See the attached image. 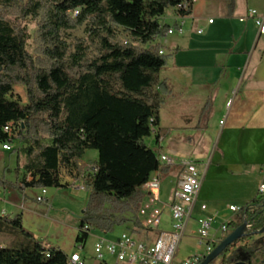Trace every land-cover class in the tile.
<instances>
[{
	"label": "trees",
	"instance_id": "trees-1",
	"mask_svg": "<svg viewBox=\"0 0 264 264\" xmlns=\"http://www.w3.org/2000/svg\"><path fill=\"white\" fill-rule=\"evenodd\" d=\"M188 1L29 0L20 14L22 19L41 18L39 60L28 51L26 29L8 17L7 10L17 0H0V144L23 145L21 190L62 188V170L76 168L89 150L98 153L93 167L97 171L87 178L89 206L76 237L82 247L93 226L111 231L114 223L127 221L124 215L139 214L144 200L140 188L153 173L170 170L146 144L159 127L161 109L171 93L167 82L160 80L170 56L160 54L159 44L144 46L170 31L158 21L168 9L179 17L191 15L193 4L187 10L178 8ZM227 1L233 5V0ZM88 22L90 44L79 42L71 52L61 32ZM119 29L129 34V41L121 40ZM15 85L27 90L24 106L13 99ZM211 111L208 101L202 122L208 121ZM7 126L10 133L4 131ZM5 219L0 218V229ZM7 221L32 244L26 249H0V264H68V255L43 246L23 230L21 216ZM245 221L250 234L264 228V195L242 207L229 227L235 230ZM133 225L140 227L137 217ZM232 249H238V261L264 264V235H249L230 246L221 264L235 262L226 256Z\"/></svg>",
	"mask_w": 264,
	"mask_h": 264
},
{
	"label": "crops",
	"instance_id": "crops-1",
	"mask_svg": "<svg viewBox=\"0 0 264 264\" xmlns=\"http://www.w3.org/2000/svg\"><path fill=\"white\" fill-rule=\"evenodd\" d=\"M249 10L263 13L264 0H233V5L227 0H197L191 15L184 19L171 9L170 17L164 15L158 20L161 25L174 29L184 23L183 34L175 32L153 41L170 56L160 80L167 82L171 93L166 96L161 109L159 127L146 144L158 153L187 160L177 157L181 141L192 142L197 138L194 154L198 159L188 161L207 164L206 168L201 167L205 176L198 197V204H206L207 211L202 212L197 206L193 223L189 222L186 238L196 242L195 219L212 218V234L222 237L217 233L219 228L237 218L229 208H242L254 200L264 180V37L259 36L254 21L246 19ZM199 30L203 33L199 34ZM208 101L212 103L210 118L214 119L218 110L221 112L218 124L212 119L201 121V113ZM229 102L232 103L228 108ZM201 124L203 126L199 128ZM187 130L194 136L185 135ZM0 151L5 152L3 144H0ZM89 154L94 155L97 162L98 153L87 151L77 162V169L68 170L70 176L64 179L61 176L63 187L58 188L60 191L85 189L82 183L90 174ZM173 170L178 174L172 199L182 168L171 167L164 173ZM7 172H11L10 168L0 175V218L5 213L7 220H11L8 203L21 209L24 205L16 195L21 185L8 180ZM164 173L159 172L160 177ZM45 198L47 202L44 204L49 206L50 212L54 203L51 204L47 190ZM145 200L144 197L142 204ZM160 201L163 205H170L162 201L161 192ZM168 218L169 211L166 210L165 219ZM7 220L5 222L9 223ZM75 230L78 235L79 225ZM42 245L55 248L50 244ZM58 246L57 249L68 256L75 253H70L63 245ZM179 253L180 248L177 260L181 261Z\"/></svg>",
	"mask_w": 264,
	"mask_h": 264
},
{
	"label": "rangeland",
	"instance_id": "rangeland-1",
	"mask_svg": "<svg viewBox=\"0 0 264 264\" xmlns=\"http://www.w3.org/2000/svg\"><path fill=\"white\" fill-rule=\"evenodd\" d=\"M28 2L29 0H17V5L12 9H8L7 13L8 17L11 20L18 22V24L26 29L29 36L27 43L28 51L35 59L38 58L39 60H41L43 47L38 34L39 21L41 20V18L37 20L33 17L22 19L20 14V9ZM169 15H171V9H168L165 12V17H170ZM74 16L75 13L73 17ZM90 26L91 23L88 22L75 29L63 30L61 32L62 38L69 45L71 52L75 51V46L79 42L85 41L86 44H90ZM119 31L121 40H130V36L127 32L121 29H119ZM153 45L155 44H147L146 46H144V48L149 49ZM93 53L94 48L91 47L90 55H92ZM13 99L18 100L22 106L27 104V90L23 85H15ZM220 113L221 112L218 110L216 117L214 119L209 118L208 121L212 119L218 124L219 118L221 116ZM184 134L191 135L192 137L194 136V133L190 130L184 131ZM197 142V138H194L192 142L181 141L180 147L178 148L179 155L177 157L187 160L198 159V156L194 154ZM11 148L12 152L5 151L3 153H0V175L4 174V171L10 168L11 172H7L6 178L16 185H22V181L25 178L23 165H25L26 163V158L22 154L23 145H21L18 141H12ZM164 151H167V148L164 147ZM89 152L92 154L97 153L94 150H89ZM156 152L159 155L158 150ZM87 158L88 160H90L89 166L94 167V163H96V157L89 154ZM16 168L19 169L16 170ZM73 169L75 170L77 168ZM177 174L178 171L174 170L169 174H161V198L164 203L170 204L171 202L172 192L177 181ZM70 175L71 171H68L66 169L62 173L63 179ZM88 182L89 179L85 178L82 183L85 186V189L83 191H76L74 189H64L60 191L57 188L47 189V196L50 197L51 204L54 203V206L50 212L48 211L49 206L37 201V197L41 195L42 189L27 188L24 189V191H21L19 189L16 191V195L19 197L20 202H23L24 208L21 209L19 206L11 205L10 203H8L9 211H11V220H14L18 216H24V220H22L24 221L22 222L23 230L26 233L31 234L34 240L41 244H50L55 248H58V245H63V247L69 250L70 253H79L85 264H100L96 260V256L94 253L95 245L99 239L114 242L124 233L131 235L134 234L135 238L139 240L143 239L145 231L140 215L138 213H128L123 216L127 221L122 223H114L111 231H103L101 228L93 226L90 229L89 239L84 245L83 249L81 248L83 246L82 244L76 243L77 231L75 230V228L79 225L81 219L85 216L90 201V190L87 188ZM24 195H26V197ZM107 207L108 206H105V208ZM134 217H137L140 220V227H134ZM191 222L193 223V220H191ZM164 229L170 230L167 224L164 225ZM225 235H223L222 237H224ZM193 237L195 238L196 236L194 235ZM31 244L32 239L22 233V230L20 228L10 223L2 224V227L0 229V249H26L30 247ZM190 252H199L197 248V242L195 241V239L193 240L192 238H186L184 239L180 247L179 260H183L185 257H188L190 255ZM224 254L215 261V264H221ZM237 254L238 249H232L231 251L227 252L226 256L232 257L234 260L236 259ZM105 260L108 261V264H116V259L114 256H109L106 254Z\"/></svg>",
	"mask_w": 264,
	"mask_h": 264
},
{
	"label": "built area",
	"instance_id": "built-area-1",
	"mask_svg": "<svg viewBox=\"0 0 264 264\" xmlns=\"http://www.w3.org/2000/svg\"><path fill=\"white\" fill-rule=\"evenodd\" d=\"M197 0L184 2L178 8L188 9L189 4H195ZM77 13V12H76ZM178 16V15H177ZM179 17V16H178ZM184 19L185 17H179ZM246 19L254 21L258 28L260 37H264V12L259 13L256 10H249ZM213 20L210 21V24ZM184 23L171 28L169 35L175 32L184 33ZM199 34L203 31L199 30ZM127 43V42H125ZM160 54H165L162 50ZM232 102L227 104L229 108ZM223 124V123H222ZM6 133L11 132V127L4 128ZM11 143L3 144L4 151L11 150ZM159 162L165 167H181L182 172L179 177L178 187L173 194L170 205H163L160 201L161 177L159 172L151 175L149 180L140 188V192L145 197V202L141 205L139 215L142 219L145 235L143 239H136L134 234L124 233L114 242L99 239L95 245L96 260L100 264H108L105 260L106 254L114 256L116 264H201L217 247V245L230 233L229 223L223 224L217 233L224 237H218L212 234L214 220L210 217H199L196 220V236L198 253L178 261V252L183 240L187 236L189 222L193 220L195 210L199 206L202 212L207 211L206 204H198L199 193L203 184L204 176L201 167L206 168V163L198 161L179 160L169 155L159 153ZM97 170L90 168V174ZM28 181L31 178L28 177ZM46 190L42 189V195L37 197L39 203H46ZM259 194L264 195V183L259 188ZM230 211L238 214L240 209L237 206H231ZM169 211V218L165 219V211ZM1 216V215H0ZM5 217V213L2 214ZM167 224L170 230H165ZM88 230L87 227L84 228ZM47 248H50L47 246ZM83 249V247H81ZM47 252V256L49 257ZM68 264H85L79 253L75 252L69 256Z\"/></svg>",
	"mask_w": 264,
	"mask_h": 264
},
{
	"label": "water",
	"instance_id": "water-1",
	"mask_svg": "<svg viewBox=\"0 0 264 264\" xmlns=\"http://www.w3.org/2000/svg\"><path fill=\"white\" fill-rule=\"evenodd\" d=\"M249 231V224L245 221L242 225H240L235 230H232L214 249V251L201 263V264H212L218 258H220L225 251L232 245L236 244L240 240L247 238L249 235H264V228L257 232ZM233 264H248L244 261H238Z\"/></svg>",
	"mask_w": 264,
	"mask_h": 264
},
{
	"label": "flooded vegetation",
	"instance_id": "flooded-vegetation-1",
	"mask_svg": "<svg viewBox=\"0 0 264 264\" xmlns=\"http://www.w3.org/2000/svg\"><path fill=\"white\" fill-rule=\"evenodd\" d=\"M235 262H238V260L235 259ZM235 262H234V263H235Z\"/></svg>",
	"mask_w": 264,
	"mask_h": 264
}]
</instances>
